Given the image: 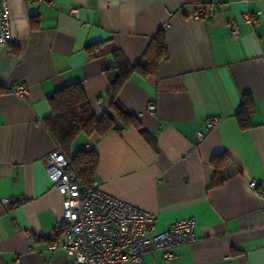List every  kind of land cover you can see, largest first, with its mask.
<instances>
[{"label": "crops", "instance_id": "obj_1", "mask_svg": "<svg viewBox=\"0 0 264 264\" xmlns=\"http://www.w3.org/2000/svg\"><path fill=\"white\" fill-rule=\"evenodd\" d=\"M205 2L210 20L194 18L199 5L183 0H8L13 42L0 49V264L72 260L52 246L63 197L46 169L57 148L44 123L51 102L80 83L102 117L108 72L118 62L156 59L161 34L167 57L155 73L133 74L117 96L144 133L81 135L72 156L95 150L99 188L155 214L158 232L196 220V243L174 249L171 261L148 253L144 264H264V196L250 188L264 180V0ZM255 14L254 26L244 22ZM17 85L29 88L26 98L12 93ZM246 97L255 110L244 128L238 113ZM214 117L220 121L208 131ZM224 157L225 180L212 186L213 160Z\"/></svg>", "mask_w": 264, "mask_h": 264}, {"label": "built area", "instance_id": "obj_2", "mask_svg": "<svg viewBox=\"0 0 264 264\" xmlns=\"http://www.w3.org/2000/svg\"><path fill=\"white\" fill-rule=\"evenodd\" d=\"M193 17L210 20L213 16L207 11L205 2L199 4ZM259 17L260 14L247 15L244 22L254 26ZM230 30L234 38L240 36L236 22L231 24ZM12 42L8 0H0V49ZM12 93L26 98L29 88L17 85L12 88ZM148 111L155 113V105L150 104ZM219 121L218 117L210 118L207 130H213ZM204 137L202 133L197 134L198 141H203ZM46 169L53 187L63 197V220L55 227L52 246L62 248L72 258L69 264H144V256L156 251L163 252L165 260L171 261L174 249L197 242L194 218L180 220L158 232L155 214L107 194L97 182L91 187L85 185L58 147L46 157ZM250 188L264 196V180L251 181ZM3 203L13 205L19 202L5 199Z\"/></svg>", "mask_w": 264, "mask_h": 264}, {"label": "trees", "instance_id": "obj_3", "mask_svg": "<svg viewBox=\"0 0 264 264\" xmlns=\"http://www.w3.org/2000/svg\"><path fill=\"white\" fill-rule=\"evenodd\" d=\"M187 4L199 5L205 0H183ZM157 41V58L147 57L143 62L131 67L129 64L118 62L107 76L109 90V108L102 117H97L86 96L82 84H71L59 90L51 102V113L44 120V123L56 141L57 147L70 160L71 168L75 170L82 182L91 187L95 182V175L99 166V156L93 149H80L72 156L73 145L81 135L91 137L97 134L100 137L112 131H122L128 128H137L141 133L144 130L140 127L137 117L125 110L117 96L121 87L135 73L149 75L155 73L159 63L167 57V47L164 35H159ZM247 99V100H246ZM255 106L251 99L245 98L241 111L238 113V120L242 127H248L249 116L254 112ZM228 158H216L213 160L215 167V180L212 186L223 184L225 178L223 170Z\"/></svg>", "mask_w": 264, "mask_h": 264}]
</instances>
